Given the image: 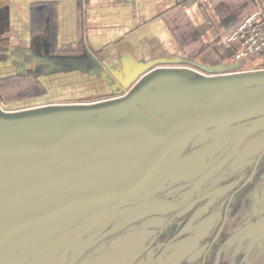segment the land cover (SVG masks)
<instances>
[{"label":"flooded vegetation","instance_id":"flooded-vegetation-1","mask_svg":"<svg viewBox=\"0 0 264 264\" xmlns=\"http://www.w3.org/2000/svg\"><path fill=\"white\" fill-rule=\"evenodd\" d=\"M91 63L94 66L98 64L103 70L85 69L86 72L82 74L90 82L82 87L64 80L52 81L57 77L64 79L71 73L50 75L32 60L26 69L0 75V230L45 214L63 204L67 197L94 194L127 185L138 177L147 164L136 161L146 159L158 150L151 145L147 146L137 131L107 135L98 130L77 133L49 150L23 147V141L45 145L56 143L70 133L60 129L79 122L114 125L135 121L137 118L149 122L147 116H138L137 113H126L124 116L116 112L99 114L98 111H102L110 102L136 91L151 69L124 87L123 83L135 67L122 65L106 68L96 59L91 60ZM213 75L216 74L208 73L206 77ZM15 76L23 79L24 83L17 86H14L15 83L7 84ZM7 87L9 92L15 91L17 95L12 102L8 100ZM76 90L87 93L78 102L73 98ZM59 91L69 96L59 98ZM190 111H196V108ZM157 119L163 125L162 129L169 126L163 117H156L154 124ZM162 129L158 127L159 131ZM255 135L262 138L264 131L250 136L243 143L240 153L248 147ZM212 143L215 144L214 141ZM212 143L203 150L199 149L200 146H190L177 157V162L175 154L169 157L161 165L160 177L153 179L156 182H150L153 178L151 176L144 192L131 194L123 205L115 207L119 198L77 204L53 216L50 222L36 224L23 232L59 235L75 228L74 232L61 238L74 235V245L80 244L81 248L98 240L96 247L80 259L84 262L105 241H109L107 248L110 250L111 243L121 244L123 238L130 234L136 233L135 238H131L135 243L137 237L145 241L143 233L161 228L150 242L142 241L140 250L144 245L147 249L132 264H264V226L262 218H257L264 214V156L256 162L264 148L260 145L258 150L254 148L256 151L250 160L240 165L241 154L235 152V146L216 152L217 147L213 148ZM201 150L205 158L208 154L213 155L212 159L205 161L206 165L201 162ZM175 162L178 169L173 176L174 180L163 185L169 176L164 170L172 169L171 165ZM228 170H232V173ZM185 171L187 174L183 178ZM224 171L225 180L216 181L217 174ZM73 182L81 184L76 193L70 188ZM158 185L162 187L151 196V191ZM203 188L206 189L202 191ZM144 197H150L145 200L147 203L160 198L174 202H171L174 205L169 203L174 211L165 216L163 223L157 222L159 227H154L153 221H150V227H143V221L136 222L139 215L145 213L138 211V202ZM46 205L50 207L46 208ZM31 206H40L44 210L37 209L36 214L30 217L21 216L25 210H19ZM255 208L260 210L256 211ZM16 211H19V215H15V223L7 222L10 218L4 216L7 213L15 214ZM148 219L146 217L143 220ZM110 232L114 234L103 239ZM246 232L256 233L251 237L240 236ZM255 238L256 243L252 241ZM250 248L257 249L261 255L256 258L249 255L245 257V252ZM124 249L131 252L136 250L134 244L129 246V243ZM242 250L246 251L241 254ZM36 259L34 263L28 264H36Z\"/></svg>","mask_w":264,"mask_h":264},{"label":"crops","instance_id":"crops-1","mask_svg":"<svg viewBox=\"0 0 264 264\" xmlns=\"http://www.w3.org/2000/svg\"><path fill=\"white\" fill-rule=\"evenodd\" d=\"M257 6L264 10V0H0V75L32 60L50 75L71 73L52 81L82 87L90 82L85 66L103 70L95 59L106 68L227 67L234 49L226 37ZM54 253L36 264H55Z\"/></svg>","mask_w":264,"mask_h":264},{"label":"water","instance_id":"water-1","mask_svg":"<svg viewBox=\"0 0 264 264\" xmlns=\"http://www.w3.org/2000/svg\"><path fill=\"white\" fill-rule=\"evenodd\" d=\"M178 62L183 61H176V63ZM190 64L189 67H164L158 69L156 68L157 66L155 67L156 63H137L133 61L131 66L136 69L126 78V82L123 83L122 86L127 87V85L135 80L140 74L150 69L152 71L150 70V73L144 77L139 88L132 94H127L128 96L124 95L122 98L110 102L102 111H98L99 114L100 112H116L124 114V116L126 113H137L138 116H147L149 122L142 121L140 118L135 119V121H128L127 123L114 125H101L96 122L83 124L79 122L60 129L61 131H70V133L56 143L45 145L32 144L23 141V147L25 149L49 150L60 145L71 136L85 130H98L107 135L126 131H137L142 135V139L147 142V146L151 145L154 148H158V150L150 157L146 159H138L136 161L138 163L146 162L147 164L138 177L127 185L117 189L106 190L89 195L67 197L63 204L56 206L45 214L26 219L16 226L13 225L6 228V230H0V253H3V256L9 261L6 264L34 263V259L38 258L40 255L54 252L55 247L53 246L59 244V241L65 239L61 238L63 235L68 233L71 234L76 230L73 228L59 235H48L34 234L29 231L23 232L26 228V230H28L29 227L36 224L50 222L53 216L77 204L119 198L120 201H118L117 204L115 203V207H118L121 204L123 205L131 194L135 192H144V188L147 187V183H149L148 179L151 176L153 178L150 182L154 181L153 179L160 177L159 175H161L163 168L161 165L174 154L175 159H177V157L179 158L190 146L197 147L203 145V149L209 148L204 145L209 140L215 142L214 147L218 146V141L220 143L225 142L227 145V137L224 138L223 135L225 132L229 133L232 138L227 140L230 142L229 146L231 148L235 146V152L240 153L243 143L250 136L259 131H264V71L229 73V69H238L239 66L230 65L227 67L219 66L208 68L196 63ZM192 67L216 75L209 77L199 76L196 70ZM76 68L78 69L79 67ZM86 68L87 67L85 66V69ZM74 69L75 68L68 70L63 69V71ZM79 69L84 71V68ZM225 70L228 73H225ZM227 91L230 95L235 97L237 103L230 108L220 110L215 109L216 100L223 97ZM244 92L249 93V99L244 97ZM194 107L196 108V111H190V109ZM96 112L97 111H93V113ZM156 117H163L165 119L164 121L169 122V126L164 127L162 129L163 131H159V126L153 123ZM211 132H218V135L212 136ZM220 132L221 134H219ZM201 139L203 141H201ZM253 143L256 150H258L259 145L264 148V137H257ZM109 144L115 145L112 143ZM263 156L264 151L258 157L256 162L258 163ZM177 161L178 159L176 162ZM176 162L171 165L172 169L164 170L169 176L166 181H161V183L163 182V185H165L167 181L173 179L175 171L178 169V167H176ZM155 182L156 181H154V183ZM161 187L162 186L158 185L157 188L152 191L150 190L152 193L151 196L155 195ZM150 197H144L145 199L143 198L142 201L138 202L140 206L138 207V211H144L145 213L139 215L136 222L143 221V227H150L149 223L150 221H153L154 227H159L157 222L163 223L166 220L165 216H167L169 212L174 211V208L169 206V203L172 204L171 202H166V199L163 200L161 198L147 203L146 201ZM162 215H164V217ZM146 217L149 219L146 221L143 220ZM160 229L161 228L157 230L156 228L147 233H143L145 241L150 242ZM112 234L114 233H107L103 236V239L108 238ZM135 234L136 233L130 234L128 237L123 238L122 242L124 241V245L127 246L129 240H131L132 237H135ZM73 236L74 235H72V237ZM72 237L68 235L66 238L72 239ZM142 241L143 243L145 242L141 238L137 239V241L133 243L136 250L134 252H125L126 255H123L124 252L121 251L123 247L122 242L117 245L111 243V248L108 250L107 246L109 241H105V244L97 248L94 253L91 254L90 258L86 259L83 264H103V262L108 260L113 261L114 264H132L135 259L147 249V246L144 248L145 245L143 244L144 246L140 250ZM97 244L98 240L97 242L84 247L83 249L86 250L85 255L91 249L96 247ZM37 248L39 250L34 253ZM56 254L54 253L52 259H55L56 264H60L58 262L59 258H57ZM123 257L125 259H123ZM31 259L33 260L31 261ZM79 260L80 258H75L72 264H81L79 263Z\"/></svg>","mask_w":264,"mask_h":264},{"label":"rangeland","instance_id":"rangeland-1","mask_svg":"<svg viewBox=\"0 0 264 264\" xmlns=\"http://www.w3.org/2000/svg\"><path fill=\"white\" fill-rule=\"evenodd\" d=\"M161 67H175V68H181L182 66L181 65H163V66H161ZM193 68V67H192ZM244 68H246V69H249L250 67H246V66H244ZM193 69H195L196 70V72H197V74L199 75V76H206V75H208V73H206L205 71H203V70H200V69H198V68H193ZM229 71H230V69H229ZM228 71V72H229ZM225 73L227 72L226 70L224 71ZM14 86H17V84H15ZM7 89H8V93H9V97L10 98H8V100H11V102L14 100V99H16V97H17V95L15 94V91H13L12 93L11 92H9L10 90H9V88L7 87ZM58 94H59V98H62V97H66V93H61V91H59L58 92ZM73 98H74V100H77V102L79 101L78 99H80V98H83L82 96H86L87 95V93L86 94H84V91H82V90H76V91H74L73 92ZM256 95H259V94H256ZM68 96V95H67ZM244 97L246 98V99H249L250 98V95H249V93H246V92H244ZM75 102V101H74ZM237 103V101L235 100V97L233 96V95H230L229 94V92L227 91L226 93H225V95L223 96V97H221V98H218L217 100H216V105H215V109H217V110H220V109H225V108H230V107H232L234 104H236ZM130 119V118H129ZM211 134H212V136H217L218 135V132H211ZM219 134H221V132L219 133ZM222 134H223V132H222ZM224 135V138L225 137H227V139L229 138V133H224L223 134ZM258 136L257 135H255V136H253L252 138H251V140H250V142H249V144H248V147L246 148V149H244L242 152H241V155H240V161L242 160V162L240 163V165H242L244 162H246L248 159L250 160V158L253 156V154H254V152L256 151V150H254V141L256 140V138H257ZM224 138H222V139H224ZM255 139V140H254ZM201 141H203L202 139H201ZM226 142H228L227 140H226ZM211 141L209 140L207 143H205L204 145H206V146H211ZM203 144V143H202ZM218 146H217V149H216V152L217 151H219L220 149H222V151L221 152H223V151H225L226 149H228V148H230V146H229V143L226 145V143L224 142V143H220L219 141H218V144H217ZM212 146L214 147V144L212 143ZM202 148V150H203V148H204V146L203 145H200V149ZM214 148H216V147H214ZM201 150V151H202ZM221 152L219 153V154H221ZM196 155H198L197 153H196ZM201 162L203 163V164H205V161L206 160H210V159H212L213 158V155L211 156L210 154H208L207 155V157L205 158V153H204V151H202L201 152ZM206 165V164H205ZM239 167H241V166H239ZM228 171H230L231 173H232V170H228ZM205 172H203L202 174H204ZM186 172L182 175V177L185 175V177H186ZM184 178V177H183ZM223 180H225V171L224 172H220V173H218L217 174V179H216V181H223ZM186 181H184V183H185ZM79 187H81V184L80 183H75V182H73V184L72 185H70V188H72V190H73V193H76L77 192V190H80V188ZM79 188V189H78ZM204 189H206V188H203L202 189V191L204 190ZM171 202H172V200H171ZM179 201L177 200V202L176 203H178ZM172 203H174V202H172ZM172 205H174V204H172ZM46 208L47 207H50L49 205H46L45 206ZM41 208L42 207H35V208H33L32 206H31V208H29V207H26L25 209H22V210H19V211H23V210H25V212L24 213H22L21 214V216H25V217H30V216H33V215H35L36 214V212H37V209H39V210H41ZM171 208H173V207H171ZM256 209V211H259L258 210V208H255ZM254 209V210H255ZM42 210H44V208H42ZM19 211H16V213L15 214H9V213H7L4 217L7 219V218H10V220H8L7 222H10V223H12V224H14L15 223V221H16V219H15V215L16 216H18L19 214H17V213H19ZM259 213V212H258ZM25 214V215H24ZM262 216V217H261ZM3 217V218H4ZM257 218H259V219H261L262 218V220H261V222L263 223V225L262 226H264V214L263 215H259ZM255 226H257V223L255 224ZM264 228V227H263ZM243 232H245V231H243ZM259 232V231H258ZM255 233L256 232H251V233H249V232H246V234H241L240 236H242V237H244L245 235H248L249 237H251V236H255ZM259 234H261V233H259ZM79 238H81V237H79ZM132 238H135V237H132ZM139 237H137L136 239H138ZM66 239V240H65ZM65 239H63V240H61V241H59L58 243L59 244H57L58 245V248H57V250H55L56 251V255H57V258H59V260H58V262L60 263V264H72V262L75 260V258L77 259V258H80V259H83V257L85 258L86 257V255H85V253H86V250H84L83 248H81L79 245L80 244H77L76 245V243H75V245H74V240H72V239H69V238H65ZM261 239V238H260ZM240 240H242V239H240ZM252 241H254V243H256V238L255 239H252ZM129 246H132V244H133V242L131 241V240H129ZM122 244H123V247H122V250L121 251H123V252H127L128 250H126V249H124V247L126 246V245H124V241L122 242ZM92 250V249H91ZM54 251V252H55ZM95 251V250H94ZM93 251V252H94ZM246 250H242V252H241V254H243L244 252H245ZM53 252V253H54ZM128 252H130V251H128ZM4 254L3 253H0V264H6L7 262H9L7 259H6V257L5 256H3ZM51 255V254H50ZM142 255V254H141ZM141 255H139L136 259H135V261L134 262H136L140 257H141ZM248 255L250 256V257H252V258H256L258 255H261V253H259L258 252V250L257 249H249V250H247L246 252H245V257H248ZM264 255V253H262V256ZM261 256V257H262ZM47 257V259L46 260H49V258H48V255H45L44 257H42L41 258V260H39V261H42V259L43 258H46ZM50 257V256H49ZM45 261V260H44ZM116 261V260H115ZM54 262H55V259H54ZM117 262V261H116ZM133 262V263H134ZM79 263H81V264H83V260L81 261V260H79ZM45 264H46V261H45ZM103 264H114V262L113 261H111V260H108V261H106V262H103Z\"/></svg>","mask_w":264,"mask_h":264},{"label":"built area","instance_id":"built-area-1","mask_svg":"<svg viewBox=\"0 0 264 264\" xmlns=\"http://www.w3.org/2000/svg\"><path fill=\"white\" fill-rule=\"evenodd\" d=\"M226 42L234 49L231 64L238 65L241 72L264 71V10L260 6L252 10L228 34Z\"/></svg>","mask_w":264,"mask_h":264},{"label":"bare ground","instance_id":"bare-ground-1","mask_svg":"<svg viewBox=\"0 0 264 264\" xmlns=\"http://www.w3.org/2000/svg\"><path fill=\"white\" fill-rule=\"evenodd\" d=\"M158 120V121H157ZM156 121H157V123H155V125H158L159 126V128H161L162 129V127H163V125H161V123L159 122V119H157ZM162 126V127H161Z\"/></svg>","mask_w":264,"mask_h":264}]
</instances>
